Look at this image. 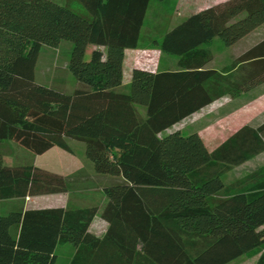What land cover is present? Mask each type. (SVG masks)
Wrapping results in <instances>:
<instances>
[{
  "label": "trees",
  "instance_id": "16d2710c",
  "mask_svg": "<svg viewBox=\"0 0 264 264\" xmlns=\"http://www.w3.org/2000/svg\"><path fill=\"white\" fill-rule=\"evenodd\" d=\"M151 1L0 0V151L10 141L35 155L84 143L109 224L103 238L90 232L97 207L3 213V201L66 193L78 179L5 166L0 152V264H56L64 244L76 249L70 264H229L264 249V175L218 198L226 173L264 153V123L212 152L198 133L159 136L264 82V40L239 59L253 70L227 85L206 68L211 58L201 48L215 38L234 46L264 26V0L209 6L154 38L151 46L179 58V69L135 68L121 91L125 51L140 47ZM63 41L72 44V93L35 80L42 48ZM91 45L106 52L87 60Z\"/></svg>",
  "mask_w": 264,
  "mask_h": 264
},
{
  "label": "rangeland",
  "instance_id": "374dc122",
  "mask_svg": "<svg viewBox=\"0 0 264 264\" xmlns=\"http://www.w3.org/2000/svg\"><path fill=\"white\" fill-rule=\"evenodd\" d=\"M226 1L228 0H152L143 29L140 47L136 49L134 54L136 53L138 56L144 55V58L150 59L147 60L150 62L148 66L152 69L156 68L157 71L173 68L179 69L177 64L178 58L172 55L162 54L160 49L153 48L151 46L153 39L161 38L167 30L182 23L192 14L208 6ZM263 40L264 26L231 47L225 46L221 38H215L210 43L201 47L210 54L211 58L206 68L215 69L222 73L225 76L224 81H226V85L228 81H236L239 78L246 77L253 70L252 63L239 65V59ZM95 48L94 45L89 46L86 55L87 60L90 59V54ZM71 50L72 44L67 41L61 42L56 48L44 46L35 69L36 82L47 87L72 93L79 85L69 68ZM136 55L133 63L138 57ZM153 63L155 65H151ZM132 68L140 69L136 65H127V73ZM257 81L256 79L253 83ZM248 84L252 85L251 82ZM129 88V84L127 85V82H123L120 90L128 91ZM237 112L240 117L242 113L244 122L249 126L256 128L264 123V82L254 84L252 89L237 97L233 98L230 95L224 96L207 106L204 110L197 112V114L195 113L192 117L186 118L177 126L175 125L170 130L161 133L159 136L164 137L169 135V133L178 131L184 135L200 131L209 142V147H212L210 141L214 134V129L219 131L221 138L224 136V133L226 135L230 133L232 127L235 126V123H233L235 121L233 120L231 122L230 116L232 113L236 114ZM238 118L235 119L239 120ZM227 119L229 122L226 121ZM68 144L72 153L65 152V150L60 148H54L44 155H35L12 141L2 145L0 152L3 165L5 166H35L54 175L77 177L78 179V182L73 187H70L71 189L66 193L54 194L55 196L42 195L28 197L26 199L3 201L1 202V210L3 213L20 208L42 209L67 203V208L97 207L100 215H102L108 199L95 178L93 164L86 158L85 144L75 140H69ZM263 175L264 153L253 158L250 162L248 161L245 165L243 164L226 173L223 176L225 189L220 193L218 198L231 196L236 192L244 190L249 184L260 180ZM98 226V231H100V224ZM103 230L101 231L103 232ZM14 231L16 232V229ZM263 252L264 249H258L239 257L229 264H257ZM75 253L76 249L73 245H59L56 251V264H70Z\"/></svg>",
  "mask_w": 264,
  "mask_h": 264
},
{
  "label": "crops",
  "instance_id": "0c3cea01",
  "mask_svg": "<svg viewBox=\"0 0 264 264\" xmlns=\"http://www.w3.org/2000/svg\"><path fill=\"white\" fill-rule=\"evenodd\" d=\"M209 7V6H208ZM175 27V26H174ZM96 48L94 50H97V49H100L102 50L103 52H106V49L105 47H97L95 46ZM136 51V49H127L125 51V60H124V80L123 82H127V85L129 84L130 85V82H131V78H132V72L135 68H132V70H130L129 73H127V65H138L136 63V60L137 58L134 60V63H133V59L135 58V55L136 53L134 54V52ZM133 54V56H132ZM91 55V54H90ZM138 56V55H136ZM179 61V58L177 59ZM177 61V63H178ZM243 65V64H241ZM168 70H175L174 68L173 69H168ZM128 76V77H127ZM127 80V81H125ZM205 109V108H204ZM202 109V110H204ZM201 110V111H202ZM197 114V113H196ZM195 115V114H193ZM192 115V116H193ZM190 116V117H192ZM239 116V118H238ZM189 117V118H190ZM235 118H238L239 120L235 119ZM230 119H231V122L234 120L235 122V126L232 127V131L230 133H228L227 135L224 133H222L224 136L221 138V136L219 135V131H217V129H214V134L212 135V139H211V145L212 147H209V142L207 141V139L204 137L203 133L200 132V131H195V132H192V133H198L201 138L203 139L206 147L208 148L209 151H214L215 149H217L222 143H224L227 139H229L234 133H236L238 130H240L241 128H243L244 126H249L246 122H244V119H243V115L241 113V117L239 115V113L237 112L236 114L232 113V115L230 116ZM228 121V119L226 120ZM229 122V121H228ZM179 124V123H178ZM176 124V126L178 125ZM238 124V125H237ZM171 129V128H170ZM168 129V130H170ZM167 131V130H166ZM191 133V134H192ZM171 134V133H169ZM55 148H59V147H55ZM54 149V148H53ZM61 149V148H60ZM52 150V149H51ZM66 152V151H65ZM250 162V161H249ZM248 163V162H247ZM245 165V164H244ZM93 170H94V167H93ZM94 174L96 175L95 171H94ZM52 196H55L54 194H52ZM37 197V196H36ZM56 200V198H54ZM47 208H67V203L66 204H60V205H57V206H54V207H47ZM42 209H45V208H42ZM101 222V223H100ZM95 224H97L95 226ZM100 224V231H98V225ZM109 228V224L106 220H104V218L102 217V215H100V213L98 212V214L95 216L94 220L92 221L91 223V226H90V232L100 238H103L107 232ZM104 229V230H103ZM103 230V232L101 231Z\"/></svg>",
  "mask_w": 264,
  "mask_h": 264
},
{
  "label": "built area",
  "instance_id": "2783aa9c",
  "mask_svg": "<svg viewBox=\"0 0 264 264\" xmlns=\"http://www.w3.org/2000/svg\"><path fill=\"white\" fill-rule=\"evenodd\" d=\"M145 56L144 55H141V56H138L137 57V60H136V63L138 65H136L137 67L139 66L140 69H143V70H148V71H152V72H157V69L156 68H150L148 65H150V62H148L147 60H150V59H146L144 58ZM145 60V62H144ZM144 65V66H143ZM151 65H155V63L151 64Z\"/></svg>",
  "mask_w": 264,
  "mask_h": 264
}]
</instances>
